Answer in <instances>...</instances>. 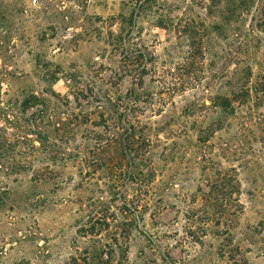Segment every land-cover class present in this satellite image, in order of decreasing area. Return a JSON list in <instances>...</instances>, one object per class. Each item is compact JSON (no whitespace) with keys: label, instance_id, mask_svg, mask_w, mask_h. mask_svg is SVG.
Listing matches in <instances>:
<instances>
[{"label":"rangeland","instance_id":"374dc122","mask_svg":"<svg viewBox=\"0 0 264 264\" xmlns=\"http://www.w3.org/2000/svg\"><path fill=\"white\" fill-rule=\"evenodd\" d=\"M0 264H264V0H0Z\"/></svg>","mask_w":264,"mask_h":264},{"label":"trees","instance_id":"16d2710c","mask_svg":"<svg viewBox=\"0 0 264 264\" xmlns=\"http://www.w3.org/2000/svg\"><path fill=\"white\" fill-rule=\"evenodd\" d=\"M223 185L220 186L221 189V193L223 194V198H221V200L223 199V203L221 204L222 206L220 207H216L219 205V200H215L216 201V206H213L209 203L208 207H209V212L207 213V218L211 221L217 220L218 222H220L221 220H225L227 218V216L230 214L229 213V209L226 208L227 206L230 205L232 198H233V193H234V185H233V181L232 180H225V182H222ZM214 193V191H213ZM211 195L212 191H211ZM209 197V196H207ZM212 200V199H210ZM207 202H209L208 198L206 199ZM225 203V204H224ZM224 204V205H223Z\"/></svg>","mask_w":264,"mask_h":264}]
</instances>
